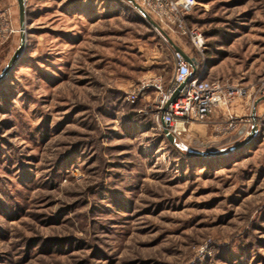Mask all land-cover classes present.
Wrapping results in <instances>:
<instances>
[{"label": "rangeland", "instance_id": "1", "mask_svg": "<svg viewBox=\"0 0 264 264\" xmlns=\"http://www.w3.org/2000/svg\"><path fill=\"white\" fill-rule=\"evenodd\" d=\"M196 1L185 32L152 18L246 94L231 131L217 113L171 142L155 91L128 98L175 49L130 1L24 0L5 72L0 0V264H264V0Z\"/></svg>", "mask_w": 264, "mask_h": 264}, {"label": "built area", "instance_id": "2", "mask_svg": "<svg viewBox=\"0 0 264 264\" xmlns=\"http://www.w3.org/2000/svg\"><path fill=\"white\" fill-rule=\"evenodd\" d=\"M136 1L160 25L175 26L174 28L177 27L183 32H185V15L197 2L196 0ZM14 31L8 12L0 10V41ZM194 45L198 47L196 42ZM174 59L175 68L169 84L163 86L161 77L155 76L149 82H141L128 99L134 101L139 92L153 89L155 105L162 121L161 128L170 134L177 135L180 133V128L185 129L188 123L203 122L217 113L225 117L222 129L231 131L236 125V117L230 107L246 94L244 88L229 79L207 78L204 74V66L194 58H192L195 63L193 71L190 62L186 61L179 51H174ZM260 88L264 90V82L261 83Z\"/></svg>", "mask_w": 264, "mask_h": 264}, {"label": "water", "instance_id": "3", "mask_svg": "<svg viewBox=\"0 0 264 264\" xmlns=\"http://www.w3.org/2000/svg\"><path fill=\"white\" fill-rule=\"evenodd\" d=\"M130 1L135 8H137L140 13L149 21V23L157 28L158 30H160L168 39V41L171 43V45L174 47V49L176 51H179L182 53L183 58L190 62L191 66H192V70H195V63L192 61V58H190L179 46H177L176 44H174V42L168 37V35L166 33H164V31L161 29V27L159 26V24L153 20V18L137 3L135 2V0H128ZM17 4H18V12H19V25H20V31H21V46L20 48H18V50L15 52V54L11 57L10 61L8 62L7 68L5 69V72L11 67V65L14 63L15 59L17 58L18 54L21 51V48L23 46V42H24V20H25V5H24V0H17ZM256 127L254 126L252 129L251 134L249 135L248 138H246L245 141H247L249 138H251L253 136V134L255 133ZM164 134L167 136V138L173 142L174 141V136L170 133H168L167 131H164Z\"/></svg>", "mask_w": 264, "mask_h": 264}, {"label": "crops", "instance_id": "4", "mask_svg": "<svg viewBox=\"0 0 264 264\" xmlns=\"http://www.w3.org/2000/svg\"><path fill=\"white\" fill-rule=\"evenodd\" d=\"M238 103H233L232 105H231V111L233 112V113H236V110H240L241 109V106H239V105H237Z\"/></svg>", "mask_w": 264, "mask_h": 264}]
</instances>
